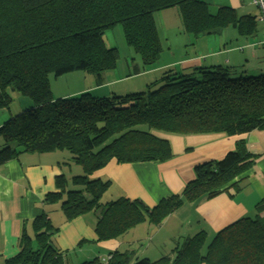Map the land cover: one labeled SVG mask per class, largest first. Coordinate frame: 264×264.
<instances>
[{"label":"trees","instance_id":"1","mask_svg":"<svg viewBox=\"0 0 264 264\" xmlns=\"http://www.w3.org/2000/svg\"><path fill=\"white\" fill-rule=\"evenodd\" d=\"M171 8L177 9L183 33L192 39L229 26L242 36L256 31L254 17H238L227 7L211 14L202 0H0V109H9L8 90L31 101L0 125V166L21 153L66 151L82 173L56 177V190L43 202H59L66 220L94 214L97 242L120 239L142 223L157 229L183 203L238 191L253 157L245 141L238 140L222 159L197 164L180 194L152 207L124 197L103 201L110 181L92 177L94 172L111 161L169 160L171 145L158 134L240 136L264 130V74L234 75L227 66L189 73L170 69L146 91L124 96L83 91L52 98L50 75L85 71L95 76L98 87L102 74L115 68L116 49L103 40L114 25L121 26L142 68L152 66L161 52L153 16ZM255 209L254 217L237 220L209 242L201 231L180 245L175 241L171 252L156 261L115 250L105 264H264V203ZM32 229V238L22 235L18 254L0 264H69L51 244L56 229L45 212L32 221Z\"/></svg>","mask_w":264,"mask_h":264},{"label":"crops","instance_id":"2","mask_svg":"<svg viewBox=\"0 0 264 264\" xmlns=\"http://www.w3.org/2000/svg\"><path fill=\"white\" fill-rule=\"evenodd\" d=\"M202 1L207 4L211 14L219 8L227 7L234 10L238 17H254L255 33L242 36L235 28L229 26L218 34L200 36V46L202 47L203 43V46L207 47L203 54L195 50V44L191 43L194 46L191 54L180 49L183 53L177 57L173 55L169 61L158 67H145L141 74L172 69L174 66L189 73L193 68L218 65L232 68L234 75L264 74V45H261L264 43V18L258 8L251 4V0ZM137 59L141 62L139 57ZM132 60L133 69L137 67V62L134 57ZM133 75H140V72ZM127 77L129 75L118 76V79ZM103 88L104 86L85 88L66 96L87 90L91 93L102 91ZM158 135L168 140L171 145L173 156L169 160L162 163L123 164L111 161L92 174V177L110 181L103 201L124 197L130 200L139 199L148 207H152L170 195L180 194L184 185L193 179V168L197 164L222 159L226 153L234 150L238 140L245 141L246 150L253 157V163L247 177L238 183V191L229 190L196 204L183 203L157 229L149 230L145 223L137 225L129 231L132 235L131 242L128 244L130 247L126 248L119 240L96 241L94 214L86 213L66 220L60 210V204L57 206L43 202L46 194L56 190V177L62 174L69 179L82 173L81 168L69 160L67 153H21L16 160L0 166V263L18 254L20 239L24 233L30 238L33 237L32 221L43 212L56 229L51 244L67 262L70 254L76 253L83 256V262L93 259L101 261L115 250L133 251L138 259L156 261L168 255L175 244L178 242L180 245L185 237L204 231L209 242L217 232L237 220L254 217L257 204L264 203V130H254L240 136ZM144 239L147 241L144 245L140 244L139 248L129 250ZM91 257L93 258L90 259ZM81 261H78V264Z\"/></svg>","mask_w":264,"mask_h":264},{"label":"rangeland","instance_id":"3","mask_svg":"<svg viewBox=\"0 0 264 264\" xmlns=\"http://www.w3.org/2000/svg\"><path fill=\"white\" fill-rule=\"evenodd\" d=\"M153 19L155 21L157 32L159 34L160 38V55L157 61L152 65L153 67H158L160 64L169 61L170 58L177 57L180 55V53L183 51H186L188 54H191L193 52L194 46H192L190 43L195 44V50L201 51L200 53H204L207 51V47L200 46L199 38L192 39L187 34H184L183 31L180 29V17L178 14V11L176 8H171L165 11H160L154 14ZM200 37V36H199ZM164 38L168 40H163ZM207 38V37H203ZM103 40L105 43V46L107 48H115L117 52V59H116V66L113 70L105 71L102 74L100 86H104L102 91H92L93 96L97 97H104V96H124L130 93H136V92H142L146 91L148 86H152L153 83L160 80L162 74L170 69H165L163 71L160 70H153L150 72L142 73L145 67L142 68L141 62L137 59V55H135L132 50H130L126 43L123 36V31L120 25H114L110 29L106 30L103 35ZM184 45H187L184 47ZM199 46L201 47L199 50ZM170 47V48H169ZM183 51H181V50ZM132 57L136 59V66L140 70V75H133V61ZM132 61V63H131ZM151 66V67H152ZM162 68V67H159ZM172 69L179 70L180 67L174 66ZM123 75H129L127 78L118 79V76ZM116 80V81H113ZM51 95L53 99L61 98L62 96H66L67 94L71 92H77L81 89L85 88H91L96 87L98 84L96 82L95 76L92 74L85 72V71H73L70 73L63 74L59 77H54L53 75H50L48 77ZM113 81V82H111ZM157 86V85H156ZM158 87V86H157ZM152 88V87H151ZM91 92L90 90H87ZM8 93L11 97V103L9 106V109H0V125L9 119L10 116L14 117L17 115L21 110L29 108V105L31 104V101L26 98L22 97L17 93L11 92L8 90ZM79 94V93H78ZM78 94H73L71 96L66 97H73ZM3 144V139L0 136V147ZM64 153H67L66 151H62ZM57 204V206L60 204ZM54 215V213L52 214ZM131 234L128 232L124 236L120 237V239H117L119 241H122V244L129 248L130 245L129 242H131ZM147 239V238H146ZM146 239L142 240L141 243L135 244L132 248L129 250H134L139 248V245L146 243ZM124 251V250H120ZM126 251V250H125ZM102 254V253H101ZM105 255V254H104ZM91 257L90 259H92ZM83 259V256L79 253L76 254H70L68 263L69 264H78V261H81ZM85 261V260H83ZM81 261V262H83ZM80 262V263H81ZM96 264H102L101 261H99Z\"/></svg>","mask_w":264,"mask_h":264},{"label":"built area","instance_id":"4","mask_svg":"<svg viewBox=\"0 0 264 264\" xmlns=\"http://www.w3.org/2000/svg\"><path fill=\"white\" fill-rule=\"evenodd\" d=\"M251 4L258 8V10L261 12L262 18H264V0H251ZM261 45H264V43H262ZM108 259L109 256L101 259V262L106 263Z\"/></svg>","mask_w":264,"mask_h":264}]
</instances>
